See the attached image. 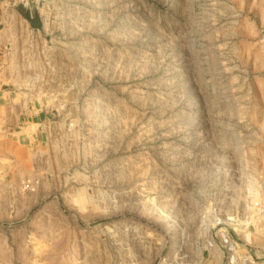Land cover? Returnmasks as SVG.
Masks as SVG:
<instances>
[{"label": "rangeland", "instance_id": "rangeland-1", "mask_svg": "<svg viewBox=\"0 0 264 264\" xmlns=\"http://www.w3.org/2000/svg\"><path fill=\"white\" fill-rule=\"evenodd\" d=\"M0 264H264V0H0Z\"/></svg>", "mask_w": 264, "mask_h": 264}]
</instances>
